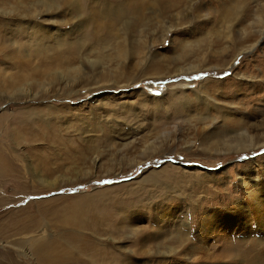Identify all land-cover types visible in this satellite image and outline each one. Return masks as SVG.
<instances>
[{
    "label": "rangeland",
    "instance_id": "374dc122",
    "mask_svg": "<svg viewBox=\"0 0 264 264\" xmlns=\"http://www.w3.org/2000/svg\"><path fill=\"white\" fill-rule=\"evenodd\" d=\"M75 1L0 0V145L20 157L22 172L28 177V186L32 185L21 196L7 180H0V264H36L27 251L12 244L17 237L10 236L9 223L22 209L31 211L23 219L32 218L50 229L46 238L51 234L86 238L91 246L104 251L101 256L116 258L118 264H247L244 258H233L234 252L227 248L235 244L239 250L237 243H243L249 249L250 242L257 240L258 251L264 249L256 210L244 213L238 205L252 185L246 179L241 182L242 178L253 170L264 175V149L229 153L220 143L219 129L211 130L213 126H206L201 116L214 117L217 126L225 121L236 131H252L256 138L264 132V37L259 41L254 34L261 27L258 18L264 13V0H197L192 15L184 17L174 37L165 43L161 27L150 25L143 38L155 43L156 60L165 62L155 71H169V75L163 74L165 78L156 72L144 73L150 59L138 55L121 65L113 54L114 42L107 37L103 43L110 44L105 49L104 45L87 47L82 81L71 83L63 72L48 86L47 67L39 54L53 59L68 46H86L94 34L112 29L105 25L106 19L87 18L86 4L85 13L74 12ZM200 6L206 7L205 13L196 11ZM239 8L243 17L234 34L254 47L250 45L233 60L234 48L229 45L226 57H219L227 45L223 33L228 16ZM198 41L200 48L192 51L208 53L204 66L209 69L182 75L189 61L173 60L182 56L181 42L192 45ZM142 61L147 62L144 69L138 64ZM232 63L235 67L227 70ZM17 65L25 67L29 78H15ZM120 75V83L128 76L132 85L126 89L113 84L109 90L94 91L96 83H112ZM207 81L211 82L204 84ZM182 85L186 86L185 91L180 90L185 96L175 93ZM197 92L210 95H203L206 99L202 100ZM31 96L36 99L28 106ZM206 101L208 107L202 104ZM45 104L57 106L59 113L46 110ZM186 105L188 110L191 107L190 113ZM208 108L211 114H207ZM24 118L27 126L21 127ZM76 127L86 132L81 134ZM204 127H208L206 131ZM34 129L40 131L41 140L25 145ZM70 146L86 155L93 149L95 154L71 157ZM45 156L57 170L48 183L57 188L40 180ZM165 169L169 175L154 177ZM70 207L79 209L80 221L86 226L63 227ZM185 238L189 240L180 245ZM77 252L74 258L86 261Z\"/></svg>",
    "mask_w": 264,
    "mask_h": 264
},
{
    "label": "bare ground",
    "instance_id": "6f19581e",
    "mask_svg": "<svg viewBox=\"0 0 264 264\" xmlns=\"http://www.w3.org/2000/svg\"><path fill=\"white\" fill-rule=\"evenodd\" d=\"M195 1L197 0H93L91 4L87 0L85 3L82 2L81 4L80 3L81 0H76L74 2V9L76 11L74 10V12L85 13V9L83 6L86 4L88 9L87 18L89 19L101 18L103 20L106 19L108 20L107 23L110 25L109 26L108 24L105 25L109 27V29L112 27V29H110V31L106 29L105 31L106 34L103 33L94 34L92 38L88 39L90 40L89 42L91 43L86 44V46L82 45L79 46L77 49L71 48V45L68 46L64 54H60L53 59H47V57H44L43 55L39 54L40 61L43 64H45V67H47L45 69V72L49 76L47 83L48 86L51 85L53 82H55V79H59L54 76L61 77L63 72L68 73L70 79L69 82L71 83H75L80 80L82 81L84 78V69H82V67L84 66L83 62L85 61L83 59V55L86 51L89 50L87 49V47L91 46L90 48H92L95 47L94 45H96V47L97 45L98 46L104 45L103 48L105 49L106 45L110 44V42H105V44L103 43L107 39V37L113 40L114 48H115L114 50L115 53L113 54H115L116 58L121 61V65H124L125 64L124 62H126L130 57H133L134 55L136 57L138 55L142 57L143 60L150 59V63L147 66H146L147 62L145 64H143L144 61L138 63L142 69H144V67L146 66V70L144 69V73L146 72V74L148 75L149 73H154L158 71L162 67L163 63L165 64V62L162 63L161 61L156 60L158 55L155 53V50L153 51L152 49L153 44L155 43L145 40V38H143V35L147 33L148 30H150V28H148L150 25L153 24L159 25L163 31L162 33L163 37L161 40L163 43H165L166 40L171 39L172 35L174 37V33L178 30L179 28L178 25H180L179 23H181L184 17L188 15H192L194 8H196L195 6H193L195 4ZM198 8L199 9H196V11L199 14L205 13L203 11L206 10V7L200 6ZM242 14H243L242 8H239V10H237L236 12L232 11L231 15L228 16V19L226 21L227 25L224 24L226 26V29L224 30L223 33V39L225 40V43H227V45L225 44L226 47L219 54V57H223V56L226 57V55L228 54L227 50L231 48L229 45L233 46L234 48L235 57L233 60H235L242 53H245L247 48L250 49L249 47L250 45L251 47L252 46L254 47V45L248 42L247 39L245 41L244 38L241 37L242 39L239 40L237 39V35L234 34L235 27L238 26V24L242 21L241 19L243 17L241 16ZM204 18H206V20L209 19V14L207 12ZM258 22L259 25H261V27L257 31H255L254 34L256 35L257 38L260 37L259 38L260 41L261 38L264 37V13L263 15L259 16ZM136 34L138 35L137 37L135 36ZM134 43H137L136 44L137 47L136 46L133 47ZM196 43L191 45L188 43L185 44L181 42L182 56L180 54V57L173 59L175 60V62L178 61L181 63H187L189 61L187 63V66L189 68L187 67L186 70L182 72V75L192 74L195 72L209 69L208 67H205L206 65L204 66L207 60L208 53L203 54L206 52L203 51L197 54L195 51H192L196 47L200 48L199 45L201 44V41H198ZM217 50H215V52ZM39 51L42 50L39 49ZM0 60H2L1 54H0ZM169 61L170 60L168 59L166 62ZM89 63L91 65H95V63L92 61H89ZM195 63H197V65H194ZM234 67H235L234 63H232L230 67H227L228 68L227 70L233 69ZM15 68L18 71L16 74H14L16 79L20 80L21 78H29L25 76L26 70L23 65H17L15 66ZM185 72H189V73L184 74ZM164 73L168 75L170 74L169 71L161 72V70L160 72H156L155 74H162L163 76ZM9 78L11 80H14V77L12 75H9ZM121 78L122 77L120 75L118 81H114L112 83L110 82L105 85L96 83L94 87L97 90L94 91L97 92L98 90H104V89L109 90L110 88H113L111 87L113 84H115L118 88L120 87L119 85H121V88L124 87L126 89L130 87V85H132V83H130L131 79L128 76H126L124 81L120 83L119 81L121 80ZM32 81L36 82L35 80ZM46 82H44L45 88L47 86ZM210 82L211 81H207L204 84ZM212 83L214 82L212 81ZM81 85L83 84L80 83V87ZM89 89H91L90 86ZM185 89L186 86L183 85L178 86V89L177 91H175V93L182 94L183 96H185L187 95V93L185 94V92L184 93L181 92L182 90L185 91ZM208 92H210V89H208ZM199 93L200 92L196 93L197 96L202 98V100L206 99L204 98V96L206 95L205 93L203 94L201 93L199 94ZM208 95H210V93H208L206 96ZM29 98H31V105L28 106H32L36 98L32 96ZM172 104L173 106H175L174 103ZM202 104L208 107L207 101ZM187 105H186V110H188V106H189ZM44 106L45 109L49 111L50 109L58 110L57 106H53L51 104H45ZM189 108L190 109L188 111L190 113L191 107ZM59 111L60 109L58 110V113ZM209 113L211 114V110L208 108L207 114ZM19 115L23 116L24 112L23 111L19 112ZM14 116L16 117V114H14ZM16 118H23V117H16ZM215 120L216 119L210 115L201 116V121L206 126L208 127L213 126V129L210 128L211 130L219 129L218 133H221L219 137L223 138L220 139V143L223 144L222 146H225L227 148L229 153L231 152L233 154L246 153V151H251L253 149L255 150V147L258 148L260 147V149H264V132L261 133L259 138H256L258 135L253 134L252 131L250 132L247 131L246 129H239L236 131L232 128L231 126L232 124H229L228 122L225 123V121L221 126L220 125L217 126ZM235 122L236 120L234 121V123ZM20 126L21 127L27 126V124L25 123V118L23 119V123ZM208 127H204V131H206V128ZM74 129L76 131L81 132V134L86 132V130L83 128L76 127ZM201 132L202 133L200 135H204L203 131ZM230 134H232L233 136H230ZM216 135H217L216 131L213 132V136ZM41 138L42 136H40V131L34 129V132H31V134L28 136V141L26 142L25 145H31L32 143L39 142ZM78 138H80V136H78ZM208 138L210 139V137H207L206 139ZM85 143H87V141ZM28 148L29 150H32L31 146H28ZM71 149H73V151ZM67 150H68V154H70L71 157H76V158L83 156H92L95 154V151L93 149L92 150L89 149L88 151L90 152V154L86 155L85 152L79 149L77 146H75L74 148L71 146L70 148L67 147ZM74 152H78V154H76V156H73ZM19 162H20V157L18 155L13 154L9 149L7 150L6 147L0 145V180H7V183H9V185L14 187L16 192H18L21 196H24L29 193V190L31 189L32 185L28 186L29 185V182L27 181L28 177H26V175L22 172L23 165L20 164ZM97 163H98L97 159L93 161L94 165ZM247 166L248 165H246V168L249 169V167ZM169 168L172 167L169 166ZM41 171L42 174H44V177L41 178L40 180L44 183H48L49 178L52 175H55V173L57 172V170L53 169L49 164L48 156H45L43 158V166L41 168ZM167 174L169 175V172L165 169L161 173H156L154 177L164 176V175L167 176ZM245 179L248 180V182H252V185L251 187L246 188V190L248 191V192L245 191L247 192L246 197L240 200L238 205L240 206L241 211H243L244 213L248 211L256 210L255 221L257 224L261 225L260 229L264 234V182H262V180H264L263 172H261V170H253V172H249V174L246 175L245 178H242L241 182H245L246 181ZM49 184L51 185L50 188H54V187L57 188V186H55L51 182H49L46 186L48 187ZM253 186L254 187L257 186V187L252 189ZM244 187L245 184H243V188ZM51 191H55V190L51 189ZM49 202L51 203V201ZM45 204L46 203L40 204V207H44ZM41 210H44V208ZM228 210L229 209L226 208L223 211L226 214L228 213ZM21 211H22L21 214L18 213L13 214L14 216L12 217L9 223V227L12 226L10 230L11 231L10 236L16 235L15 237H17L12 244L21 246L22 249H24V251H27V255L32 256L33 259H35L36 264H74L79 262H83L82 264H99L100 262H102L103 264V262L108 263V261L109 263L113 262L114 264L120 263L116 258L113 260L110 258H106V255L101 256L102 254H104V251H101L95 248L94 246H91L90 242L86 238L80 239V237H77L76 235H70L68 237L59 238V237H53L52 234L50 235L49 238H46L44 234L50 232V229L48 227L47 228L44 227L39 223H36L34 220H32V218L23 219L22 217H25L24 213L29 214L31 213V211H28L27 209H22ZM77 212H79L78 208L76 207L69 208L68 217L64 220L63 227L68 228L70 230L73 228H81L86 226L83 222L80 221L81 217ZM200 226L202 227L203 225L200 223ZM186 240H189V238L180 240L181 243L180 245L183 246ZM259 243L257 242V240L251 241L250 242L251 248L249 249L245 248L243 243L241 244L237 243L238 245L236 246L239 248V250H237V248L234 246L235 244L234 245L231 244V246L228 247L227 249L229 252H234V255L233 254L231 255L233 256V258H237V257L244 258L245 261H247V264H264V249L262 250V252L258 251L257 244ZM75 251H78L77 253L80 254L79 256L87 257L86 261L75 259L74 258Z\"/></svg>",
    "mask_w": 264,
    "mask_h": 264
},
{
    "label": "snow or ice",
    "instance_id": "6c2138e0",
    "mask_svg": "<svg viewBox=\"0 0 264 264\" xmlns=\"http://www.w3.org/2000/svg\"><path fill=\"white\" fill-rule=\"evenodd\" d=\"M158 94V93H157ZM104 183H111V181H104Z\"/></svg>",
    "mask_w": 264,
    "mask_h": 264
}]
</instances>
